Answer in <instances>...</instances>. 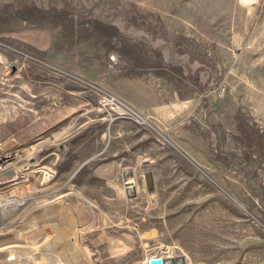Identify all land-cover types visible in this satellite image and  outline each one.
<instances>
[{
	"label": "rangeland",
	"instance_id": "rangeland-1",
	"mask_svg": "<svg viewBox=\"0 0 264 264\" xmlns=\"http://www.w3.org/2000/svg\"><path fill=\"white\" fill-rule=\"evenodd\" d=\"M245 1L0 0V156L29 164L0 193L39 189L0 243L75 226L29 264H264V0Z\"/></svg>",
	"mask_w": 264,
	"mask_h": 264
},
{
	"label": "bare ground",
	"instance_id": "bare-ground-1",
	"mask_svg": "<svg viewBox=\"0 0 264 264\" xmlns=\"http://www.w3.org/2000/svg\"><path fill=\"white\" fill-rule=\"evenodd\" d=\"M244 1V0H243ZM248 1V0H247ZM245 1V2H247ZM28 104V103H27ZM26 105V104H25ZM29 105V104H28ZM121 109V108H120ZM122 113V112H121ZM4 115V114H3ZM5 116H8V113L5 114ZM4 116V117H5ZM145 120V119H143ZM34 147V146H33ZM32 147V149H33ZM27 151V150H26ZM25 151V152H26ZM31 151V150H30ZM29 153V152H27ZM23 154V153H21ZM26 157V156H25ZM28 157V156H27ZM3 158V159H2ZM22 158L19 156V152L17 153H12V154H8V155H2L0 156V168L2 167V170L4 169H11L12 171H14L13 173L15 174V180L19 177H26L28 175L27 172V165H29L28 163H21L23 162L21 160ZM28 160V159H27ZM1 170V171H2ZM27 173V174H26ZM48 180V179H47ZM126 184H129L130 187V191L134 189V185L132 184V180L133 177H131L130 175H128V179H126ZM2 182V181H1ZM0 182V183H1ZM36 187V186H35ZM128 187V186H127ZM39 189L34 188L31 189L29 184H25L24 183H19L15 186V188L11 189L10 192H4V193H0V234H5V232L3 231H8V229L12 226V228L14 229L13 226H16V222L15 221H8V219L14 214V212L18 211L19 209H21L22 207L26 206V205H32V209L35 207L39 208V205L36 204V197L35 195H33V193L35 191H38ZM41 191V190H40ZM132 192V191H131ZM74 194V193H72ZM75 195V194H74ZM77 195V194H76ZM79 195V194H78ZM78 197V196H77ZM80 197V196H79ZM81 198V197H80ZM82 200H84L87 205L88 208H90L91 210H93V206L94 204H92V201H89L88 199L82 198ZM83 202V201H81ZM62 203V202H61ZM60 203L61 207L62 204ZM64 206V205H63ZM24 209V208H23ZM26 209V208H25ZM65 209V208H64ZM30 210V209H29ZM62 210V209H61ZM65 211V210H64ZM22 212V211H21ZM20 212V213H21ZM30 212V211H29ZM27 213V212H26ZM18 214V213H17ZM23 214V213H22ZM26 215V214H24ZM23 216V215H22ZM18 219V218H17ZM16 219V220H17ZM23 219V218H22ZM73 219V218H72ZM75 221V220H74ZM21 221H18L17 224H19ZM71 222V221H70ZM74 224V223H73ZM18 227V226H17ZM10 228V230L12 229ZM64 229V228H63ZM80 230V229H79ZM46 233V232H44ZM57 235L52 236L51 233L50 234H44L42 235L41 233V237H37L36 234L33 239H27L23 242H19V241H13L11 243L8 242H3L0 243V251H2L4 248L6 249L7 253H9L11 256L8 259H15L18 264H29V261L31 259H35L37 255H39L41 253V251H44V249L50 245V242L52 241V239H55L56 237L58 238H63L64 237H68L69 239H73L74 243L76 244L78 242V230L75 229V226L72 228H67L65 230H59L57 232ZM34 235V234H33ZM40 236V235H39ZM67 238V239H68ZM81 238H79L80 240ZM54 241V240H53ZM53 245V244H52ZM49 248V247H48ZM167 249L166 252H170L168 247H165ZM17 250H26L27 253L24 254V252H21L23 255H18L15 256L17 253ZM43 255V253H42ZM41 255V256H42ZM165 257V256H164ZM182 257V256H181ZM38 258V257H37ZM44 258V256H43ZM167 258V257H166ZM179 258V257H177ZM174 258V259H177ZM183 258V257H182ZM169 259V258H167ZM173 259V258H170ZM41 259H39L40 261ZM33 261V260H32ZM184 261V258H183ZM42 263V261H40ZM47 262V260H46ZM43 264V263H42ZM54 264V263H53ZM61 264V263H59ZM143 264V263H142Z\"/></svg>",
	"mask_w": 264,
	"mask_h": 264
},
{
	"label": "water",
	"instance_id": "water-1",
	"mask_svg": "<svg viewBox=\"0 0 264 264\" xmlns=\"http://www.w3.org/2000/svg\"><path fill=\"white\" fill-rule=\"evenodd\" d=\"M143 264H184L183 258L167 259L163 255H154L148 257Z\"/></svg>",
	"mask_w": 264,
	"mask_h": 264
}]
</instances>
